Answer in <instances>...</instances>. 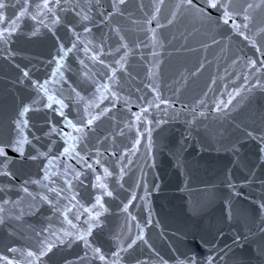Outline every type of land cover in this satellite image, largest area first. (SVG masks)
<instances>
[{
	"label": "water",
	"instance_id": "water-1",
	"mask_svg": "<svg viewBox=\"0 0 264 264\" xmlns=\"http://www.w3.org/2000/svg\"><path fill=\"white\" fill-rule=\"evenodd\" d=\"M40 2L28 0V13ZM115 2L61 0L59 23L46 14L38 17L45 27L25 15L8 42L0 40V144L19 139V123L28 121V143L0 159V257L28 264L27 251L49 238L56 246L40 264H112L121 247L118 264L189 257L208 264L210 256L212 264H264V6L248 10L252 19L240 35L217 10L205 18L186 0H126L118 11ZM6 3L0 31L25 0ZM141 109L147 111L137 120ZM89 113L99 119L86 136L68 125L82 127ZM73 143L91 168L75 152L64 154ZM97 176L111 197L96 186ZM73 191L68 224L64 197ZM97 195L107 209L95 207L98 222L86 211ZM89 225L86 247L76 234Z\"/></svg>",
	"mask_w": 264,
	"mask_h": 264
},
{
	"label": "snow or ice",
	"instance_id": "snow-or-ice-1",
	"mask_svg": "<svg viewBox=\"0 0 264 264\" xmlns=\"http://www.w3.org/2000/svg\"><path fill=\"white\" fill-rule=\"evenodd\" d=\"M125 2H126V0H116V2L112 6L114 8H117V11H118L119 9H118L117 5H123V4H125ZM159 2L161 5L163 4V0H159ZM186 3H187L189 8L194 9L195 12H197L201 16H204L205 18H209V19L211 18V15H210L211 11L217 10L218 12L221 13V15L217 19L219 21H222L225 25L229 24V22H233L232 27L235 28L239 32L240 35H244L243 31H240V29L241 28H247L248 27L247 22L251 21V19H252L248 10L264 6V0H260L259 4L247 3L246 6L243 4L236 3L235 0H204L203 6H201L200 4L194 3V0H186ZM30 6L31 5L28 3V0H25V4L22 6V10L20 11L19 16H17L16 19L10 21V27L9 28H6L5 30L0 31V40H2L5 43L8 42L12 33L16 31L18 21L22 17H24L25 15H31L30 13H28V8ZM8 7H9V5H8V3H6V0H0V19H4V11L3 10H6ZM34 7L36 9V14L31 15L32 20L38 21V23L47 27V25L44 24V20L43 19L38 20V17L44 16L46 14H51V17L53 18L52 19L53 24L60 22L61 18L58 15H56V11H54V10L61 8V0H41V2L35 4ZM73 11H75V9H73ZM159 11H160V8L157 7L156 12L158 13ZM76 14H77V16L81 15L80 13H76ZM109 15H111V14H109ZM239 16H242L243 21H245V23H243L242 25H238V24L234 23L236 18ZM153 18H155V17H153ZM83 19L88 20L89 17L87 15H84ZM169 22H171V21H169ZM84 30L86 32L90 31V29L87 27H85ZM116 31H119V30L116 29ZM260 31L262 33H264V28H261ZM244 38L246 40L248 39L247 36H244ZM152 39L153 40L156 39L155 33H153ZM73 46L75 47V45H73ZM102 47L103 46L101 45V48ZM121 47L127 48L128 46H127V44H122ZM117 51H119V49H117ZM93 58L96 59L97 57H93ZM123 59H124V57H121L120 60L116 61V63L121 64V67H123V64L121 63V61ZM100 63H103V61L101 60ZM249 63L252 64L253 66H255V61H249ZM109 67H111V66H109ZM57 71H59V66L57 67ZM24 76H26V77L28 76L27 71L24 72ZM114 77H115V71H113V76L109 77V79L111 80ZM40 87L45 92L47 91V89L44 88L43 85H40ZM101 87L104 88L105 90L108 89V85H101ZM154 91H155V89H154ZM54 99H55V97H53V96L48 97L49 101H52ZM157 99H159V96H157ZM55 102L57 104H59L61 106V108L65 107L63 100H55ZM161 103H167V101H161ZM220 103L223 104V101H221ZM229 103H231V98L229 99ZM51 106H52L51 104L48 105V107H51ZM158 106L159 105H157V107ZM217 110L218 111L220 110L219 104L217 105ZM28 111H29V108L25 107L23 109V111L21 112V116L25 115ZM146 111H147V109H141V113H140V115H136V119L140 120L141 115H143V113ZM60 115L63 116L64 113L61 111ZM98 119H99V114L92 115L91 113H89V118L86 120V122L83 123L82 127H77V125L72 123L71 120L67 121V123L76 132L81 133L82 136H86V134H87L86 130H90L89 126L93 125V123ZM27 125H28L27 120L20 121V123L18 125V128L20 129V131H19V137L20 138L16 139V140H10L6 144H0V159H3L5 162H7L8 161V152H7L8 148H13V145L15 144L16 147L14 148V151L18 152V151H20V148L23 144L28 143L27 137L24 135V129L27 127ZM149 131H150V129H149ZM61 135L67 136L69 134L61 132ZM76 139L77 138H73V140H76ZM76 148H77V144L73 143L71 145V147H65L63 152H64V154H71L72 152H75V155L77 157H79L80 160L83 161L88 168H91L92 166L90 164H87L86 158L80 156V152L76 151ZM113 155H115V153H113ZM49 163L51 164V161ZM95 163L99 165L100 160H96ZM120 171H121V173H123V169H121ZM2 174L3 175H11L10 172H5ZM80 175H82V173H80V172L75 173V176L77 179L79 178ZM110 175H111V173L109 172V170L107 168H104V176L107 177ZM48 178H49V174L47 171H45V179H48ZM96 180H97L96 186L99 187L100 189L104 190L107 196L111 197L113 195V192L107 190L108 186L101 181L100 176H97ZM34 183H39V181H34ZM65 184H66L67 188H69V189L72 188L71 182L65 181ZM24 191L27 192L28 189L25 188ZM50 191L57 193V195H61L64 192V189L52 188V189H50ZM77 195H78V193H75L73 191L72 194L70 195V197H64L69 202V204L65 206V211L63 213L64 219L68 224H72V220L68 219L67 213L72 211V209H74L76 207V204H73L72 201L77 200ZM134 198L135 197H133V199ZM43 200L47 201V203H49V204L52 203V201L47 196H44ZM77 203H78V201H77ZM69 205H70V207H69ZM96 206H99L101 211H107V209L104 207V204L102 203V197L99 195H97L95 197V204L93 205V208L92 209H86V211H92L93 212V217H94L95 221L98 222L99 217L101 215V212L94 211ZM261 207L264 208V204H262ZM125 210H127V205H125ZM77 219H78V216H77ZM45 231H47V229H45ZM91 234H92V226L89 225V227L86 230V233L80 234L79 232H77L76 238L81 240V241H84L85 246L87 247V246H89L87 237L90 236ZM37 235L39 236L40 234L38 233ZM53 235H56V234L53 233ZM64 235H66V236L71 235V233L65 232ZM56 238H57V240H60L59 236H57ZM139 239H143V237L137 236L136 240H139ZM136 240H131V242L128 243V248H132V246L136 243ZM61 242H63V241H61ZM55 246H56V244H54L52 242V240L49 238H45V239L41 240L40 246L37 248V250L27 251L26 259L27 258H33L31 260H28V264H40L41 258L47 256V254L50 253ZM9 251L16 252L17 249L12 248V249H9ZM120 251H124V248L121 247ZM120 251H116V252L112 253V255L117 258L116 260L112 261V264H118ZM93 252L95 255L98 256V258L100 260H105V256L101 253V250L99 248H94ZM213 260H214L213 257H211V256L208 257L207 258L208 264H212ZM0 264H17V262L14 260H10L7 256H2V257H0ZM177 264H197V262H196L195 258L189 257L188 260L178 261Z\"/></svg>",
	"mask_w": 264,
	"mask_h": 264
}]
</instances>
